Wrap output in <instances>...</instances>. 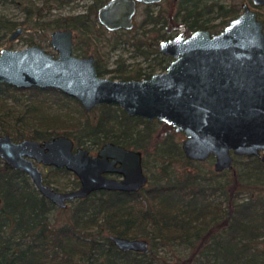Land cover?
Here are the masks:
<instances>
[{
    "label": "trees",
    "instance_id": "trees-1",
    "mask_svg": "<svg viewBox=\"0 0 264 264\" xmlns=\"http://www.w3.org/2000/svg\"><path fill=\"white\" fill-rule=\"evenodd\" d=\"M20 8L25 20L30 18L31 12L40 17L41 9L32 11L31 4ZM90 10L91 6L86 14L64 19L72 23L56 26L53 31L75 32L73 51L77 56L92 55L96 60V74L102 77L110 71L101 60L106 61L118 44L124 43L119 34L130 32L110 33L114 43L108 44L110 40L104 37L106 31L91 19ZM256 15L264 32V7L259 8ZM156 23L153 16L146 13L144 32L138 38L133 37V45L144 57L153 55L158 67L165 70L170 59L159 55L156 47L158 40L170 38V34H158L160 38L149 43L143 40L145 27ZM15 25L0 22V40ZM150 76L138 70L134 75L117 77L125 81ZM28 89L34 97L45 92L73 99L55 89ZM11 91L22 90L0 84V99L13 98ZM73 101L79 105L75 99ZM94 109L100 111L95 121H88L84 114V121L69 131L58 132L45 126L25 133L22 115H15L12 107L0 104V136L7 135L16 142L22 139L43 141L63 135L76 147L89 152L110 142L139 151L142 161L152 152L157 164L147 176L146 186L137 193L93 192L82 200L69 202L73 205L70 208L58 209L36 192L25 174L0 160V264H164L157 256V249L174 246L189 250L181 259L172 253L171 260L175 264H264V163L256 157H234L229 171L185 172V168H191L192 161L184 158L173 141V130L167 125L169 133L160 141L150 142L151 122L127 116L112 105ZM81 111L84 113L82 108ZM141 165L145 169L143 162ZM48 169L71 177L65 190L78 187L71 173ZM42 176L46 186L57 192L65 191L51 186L48 176ZM222 176L225 179L220 181ZM241 193L245 197L237 202ZM110 235L144 239L148 252H120L108 240Z\"/></svg>",
    "mask_w": 264,
    "mask_h": 264
},
{
    "label": "water",
    "instance_id": "water-1",
    "mask_svg": "<svg viewBox=\"0 0 264 264\" xmlns=\"http://www.w3.org/2000/svg\"><path fill=\"white\" fill-rule=\"evenodd\" d=\"M159 1L108 0L98 8L96 18L106 31L129 30L136 2ZM250 3L264 6V0ZM241 9L213 37L198 31L185 39L178 35L159 42V54L171 62L164 72L147 79L98 77L93 57L73 56L72 31L62 29L49 35L55 56L35 45L0 50V84L58 90L75 99L86 113L112 105L127 116L161 122L182 134L185 159L212 158L215 173L229 171L234 157H256L264 163V35L255 12L246 4ZM22 33V28H16L7 41ZM0 160L25 174L36 192L58 209L93 192L137 193L148 181L139 151L106 142L92 156L86 149L74 148L63 135L16 142L0 136ZM38 166L66 170L75 176L78 187L54 191L44 184ZM108 240L120 252H148L144 239L110 235Z\"/></svg>",
    "mask_w": 264,
    "mask_h": 264
},
{
    "label": "rangeland",
    "instance_id": "rangeland-1",
    "mask_svg": "<svg viewBox=\"0 0 264 264\" xmlns=\"http://www.w3.org/2000/svg\"><path fill=\"white\" fill-rule=\"evenodd\" d=\"M102 1L103 0H0V22L16 24L12 29L7 30L5 32V38L0 40V50H20L35 45L43 49L46 53L55 56V51L52 50L48 44L49 35L55 27L62 26L63 24L69 25L72 22L65 21L64 19L76 15L86 14L88 7L90 6L92 7V10H90L92 11L90 12L91 19L96 21V10ZM221 2H223L225 6L233 7L235 15L240 13V6L242 3H249L248 0H221ZM24 4H31L32 11H35V9H41L39 12L40 17H36V13L31 12L30 18L25 20L24 12L20 8ZM162 7L163 6H161V8ZM143 8V6L137 8L133 21V32L129 34H119L118 36L124 41V43L118 44L117 48L108 55L106 61L101 60L100 63L103 65L105 64V68L110 71V73L105 74L103 77L118 81V75H134V73L138 70H140L142 75H153L165 71L158 67L153 55L144 57L143 54H139L138 51L135 50L133 45V37L138 38L140 33L143 31L139 27V23L143 18ZM155 9L157 8H153V11ZM22 22H24L23 25L21 24ZM18 27L23 29V33L15 40L8 42V35ZM169 34L174 35L175 32H171ZM153 35L148 34L144 37L145 41L148 43L150 38H154ZM74 36L75 32H73V38ZM104 37L105 39L110 40L109 42L104 40L105 44H107V42L110 45L114 43V36H111L109 32H106ZM76 53V51H73V55L77 56ZM21 90L22 91H11L9 94H11L13 98L0 99V104L5 107H12L15 111V115H22L24 120L22 128L25 133H29V131L34 128L45 126L53 128L58 132H62L64 130L69 131L75 125L83 122L86 116L88 121L93 122L100 114V111L94 108L90 112L83 113L79 105L73 101V99H66L61 95L43 92L34 97L31 95L32 92L29 91L28 88ZM54 96H57L58 99L54 98ZM54 100H56V102ZM150 122L151 125L149 126V129H151L152 132L150 142L160 141L164 138L166 133H169L167 132L165 124L164 126L161 122ZM172 133L173 141L180 147V143L183 140L182 134H176L174 131H172ZM90 152L93 154L95 153V151ZM143 160L144 161L142 162L145 166V169L143 168V172L146 176H148L149 173L154 170V166L157 162L154 161L152 152L149 153V156H145V159ZM179 164L182 165L183 163L181 162ZM179 164L177 165L179 166ZM212 164L213 161L211 159L204 162H192L191 168H185V172L189 171L204 174L208 169H212ZM38 168L42 172V175L48 176V179L52 182L51 186L54 187V185H56L58 188L63 190L68 188L69 181L71 180V177L68 174H56L51 172L48 168L44 170L41 166ZM177 169L179 170V168ZM224 179L225 176L219 177L220 181H223ZM244 197V194H238L237 202L244 199ZM71 206L73 205L68 203L66 208H70ZM157 250V256L160 260H164V264H175L174 261L171 260L172 253L181 259L187 256L189 252L187 248L175 246L171 249L160 248Z\"/></svg>",
    "mask_w": 264,
    "mask_h": 264
},
{
    "label": "flooded vegetation",
    "instance_id": "flooded-vegetation-1",
    "mask_svg": "<svg viewBox=\"0 0 264 264\" xmlns=\"http://www.w3.org/2000/svg\"><path fill=\"white\" fill-rule=\"evenodd\" d=\"M248 2L249 3L244 2L242 4H246L250 10L255 12V14L257 12L256 10L264 7V6H253L250 3V0H248ZM140 6L144 7L142 9L143 18H142L141 22L139 23L140 29L144 28L143 19H144L146 13L149 15L151 14L153 16V19L157 22L156 25L149 24L145 27L147 29H144L145 30L144 37H146L148 34L153 35V33H154V35H153L154 38H152V39L150 38L149 42L154 41L157 38H160V36H158V34L164 33L166 36H168L169 33L175 32L174 35H171V34L169 35L170 38H167L164 40H158L157 41V47H156L157 50H158L159 42L169 40V39H171L175 36H178V35H181L185 39L195 32L203 31V32H207L209 37H213V36L219 34L228 25V23L230 21H232L234 18H236L240 14V13L236 14L233 17L232 16V14L234 13L233 7L225 6V4L223 2H221V0H176V1H174V0H160L159 2L150 3V4H143L141 2H136L134 15L132 16V27L129 30L119 29V30L109 32V31H106L98 23L97 18H96V21L106 32L113 33V32L129 31L131 33V32H133V28H134V22H133L134 17L136 15L137 8H139ZM161 6H163V7L161 8ZM100 7H98V8H100ZM98 8H97V10H98ZM153 8H157V9H155L153 11ZM97 10H96V13H97ZM241 10L242 9L240 6V12H241ZM224 15H225V17H223ZM256 17H257V15H256ZM142 32H144V31H142ZM262 32H263V26H262ZM72 34H73V32H72ZM263 35H264V32H263ZM73 39L74 38L72 37V52H71L72 55H73V49H74ZM143 40L145 41L144 38H143ZM145 42H147V41H145ZM73 56H75V55H73ZM89 56L93 57L92 55H87V56H83V57L82 56H75V57L85 58V57H89ZM161 56H163V55H161ZM164 57L169 58L168 56H164ZM93 59H94V67H95L96 60L94 57H93ZM169 59L171 62V58H169ZM95 71H96V69H95ZM103 76H102V78H105ZM110 80H112V79H110ZM118 81H121V80H118ZM74 148H76L75 145H74ZM96 151H95V153H96ZM89 153L92 156L95 154V153L93 154L91 152H89ZM38 167H40V166H38ZM43 168L45 170L46 168H50V167H46V168L43 167ZM110 177L117 178L116 176H110Z\"/></svg>",
    "mask_w": 264,
    "mask_h": 264
}]
</instances>
